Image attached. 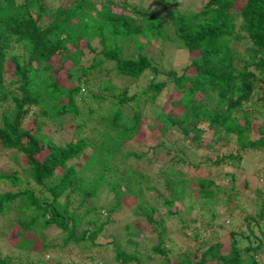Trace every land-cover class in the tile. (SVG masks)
I'll list each match as a JSON object with an SVG mask.
<instances>
[{
  "label": "trees",
  "instance_id": "trees-1",
  "mask_svg": "<svg viewBox=\"0 0 264 264\" xmlns=\"http://www.w3.org/2000/svg\"><path fill=\"white\" fill-rule=\"evenodd\" d=\"M54 1L0 0V152L8 151L18 167L0 171V181L11 185L0 190V219L12 209L6 219L18 248L16 254L0 253V264H63L50 257L55 247L69 255L108 244L116 246L112 257L119 264H148L117 242L97 239L123 198H136L132 185L143 176L132 166H156L170 189L161 202L165 216L179 217L176 202L185 204L180 197L185 183L206 200L221 189L210 177L186 176L183 167L202 162L190 159L193 152L203 158V150L235 139L232 152L203 159L237 166L248 153L264 150V0H153L164 13L130 0ZM156 38L186 48L179 69H165L146 53ZM169 82L172 91L161 104L159 95ZM146 103L149 111L143 113L140 106ZM53 123L71 125L74 137L53 141L44 131ZM175 133L184 142L175 159L169 156L172 163L152 160L148 155L155 148L170 155L165 140ZM140 134L155 142L143 149ZM115 160L127 167L126 178L115 176L120 169L114 168ZM257 175L264 181V170ZM230 185L226 203L237 199ZM104 188L115 200L101 217L95 201ZM142 189L157 195L153 186ZM137 207L144 208L146 230L155 234L151 250L168 264L257 263L264 197L254 215L244 216L245 228L230 232L227 252L213 236L191 257L179 259L167 256L170 237L163 218L154 219L147 203ZM83 219L85 226L78 230ZM50 226L59 230L60 243L46 242L43 231Z\"/></svg>",
  "mask_w": 264,
  "mask_h": 264
},
{
  "label": "rangeland",
  "instance_id": "rangeland-1",
  "mask_svg": "<svg viewBox=\"0 0 264 264\" xmlns=\"http://www.w3.org/2000/svg\"><path fill=\"white\" fill-rule=\"evenodd\" d=\"M133 3L138 4L142 8L151 7L155 12L162 11V5H156L153 0H130ZM194 1V0H192ZM197 1V0H196ZM54 2H57L54 1ZM59 2V0H58ZM171 8L173 6L170 5ZM179 8V7H177ZM158 12V13H159ZM164 13V11H162ZM161 12V13H162ZM147 54H149L155 63L163 68L174 67L179 69L183 63L186 62L187 51L183 46L181 47L179 43L170 44L168 41H164L160 38L152 39L147 47L145 48ZM88 56H86V59ZM147 74V73H146ZM147 82L146 78L142 80V86ZM141 87V86H140ZM139 88L138 86L135 89ZM171 83L169 82L167 86L162 90L159 95V102L165 103L168 100L169 94L171 93ZM133 90V89H132ZM143 106V105H142ZM141 107L143 113L148 112V104L146 103L145 107ZM178 110H182L177 108ZM264 111V109H263ZM157 112V110H156ZM155 113V112H154ZM264 116V115H263ZM199 126H205L204 122H200ZM44 131L57 143H62L69 139H72L73 130L72 126L69 125L66 128H60L57 124H50L44 126ZM89 135L92 136L91 133ZM176 140L175 145H171V139ZM96 139V137H95ZM137 141L143 145L153 144L155 141L153 138L147 135H138ZM163 139V138H162ZM184 139L182 140L175 133L173 137L165 140V147L170 150V155H161L158 149H154L155 153L149 154L152 160H157V158L168 161L171 160L169 156L173 155L175 159V153L179 150V147L183 145ZM215 142H218L215 140ZM185 144V143H184ZM237 148L235 139H231L223 147L218 149H206L202 151L203 158L209 157V159L214 160L216 153L220 151V154H228ZM215 149L217 151H215ZM179 152V151H178ZM218 153V154H219ZM201 156V155H200ZM194 157V161H202L197 168H192L187 166L186 176L188 178L196 177L197 175H204L210 177L214 181L218 182L221 189L216 192L214 199L206 200L203 198L196 197L192 186L190 183H185L183 191L180 193V197L185 204H182L181 201L176 202V206L179 211V217L165 216V209L162 207L161 202L169 196V188L163 182L165 178L162 173H160L155 165H149L145 163H140V166H132L131 169H135L138 172V176L142 177L143 180L138 182L134 181L132 185L134 188V195L125 196L121 201V204L117 209H114L110 213V221H108L103 230L97 238L100 242H109L110 240L119 243L124 247V250L131 254L139 256L142 262L148 264H168L167 261L163 260L162 254L154 253L151 250V244L155 243V234L151 231L146 230V219L143 215L144 208H139L137 206H143L144 203L151 205L154 209L153 218L159 219L163 218V225L167 228L168 236L170 237V242L167 243V246L170 247V251L167 253V256L179 259L183 255L188 254L190 257L193 255V250L196 247H199L200 243L206 239L212 238L213 236L217 237L222 246L220 248L221 252H227L229 250V235L232 230H241L245 228L244 216L247 214L254 215L255 209L259 206V203L262 202L264 197V181L262 178L258 177V173L264 170V150L259 152H250L248 153L247 160L243 159L242 165H233L226 162H222L218 165H215L211 162L205 161L203 158L199 157V152H193L190 156V159ZM113 162L114 168L119 166L120 169H115L114 173L116 177L126 178L129 173L123 172L127 170V167H123L121 162ZM160 161V160H159ZM175 165V164H174ZM17 168V165L9 159V152L4 151L0 152V171L6 170L7 168ZM235 174V180L229 182V176L231 173ZM144 174V175H143ZM142 175V176H141ZM144 176H149L147 179ZM244 179L246 180V185H244ZM120 181L121 179L118 178ZM123 182V181H122ZM230 184H233L237 192V199H231L232 203H226V197L229 196ZM11 187V185H5L0 181V190ZM145 186H153L156 188L157 195H153L149 190L139 188ZM163 186L165 189H163ZM259 187H262L261 189ZM260 189V191H259ZM121 192L124 195L123 186L121 187ZM235 195V196H236ZM191 198H188V197ZM133 198V199H132ZM113 192H107L104 188L103 192L98 196L97 201H95V206H100V216L105 217V208L110 206L114 202ZM11 203L10 205H12ZM103 205V206H102ZM105 207V208H104ZM212 207V209H211ZM212 210V212H211ZM12 209L6 212L5 216L12 215ZM6 217V218H7ZM0 219V253L1 254H16L18 248L15 246V237L10 233V226L7 219ZM264 219H258L259 226L261 227L262 232H264ZM9 226V227H8ZM85 226V219L81 221V224L78 228L80 230ZM12 227V226H11ZM254 232L259 236L261 234L260 229H257L256 225L253 226ZM59 230L53 226L47 227L43 233L45 234L46 242L52 244L60 243L61 234L58 233ZM197 235V236H196ZM129 238L132 243L126 241ZM97 240V241H98ZM262 247L258 249L257 255L254 257L256 259V264H264V237H262ZM113 246L115 245L108 244V246H92L88 249H83L81 251L74 249V251L68 255L64 250H59L58 247H55L50 252V257L58 259L63 264H113L115 261L112 257L113 255ZM199 256L200 252L195 253ZM45 254L44 258H47ZM71 257L72 259H70ZM23 262L27 259L25 255L21 256ZM71 260V263L70 261ZM104 260L105 262H102ZM135 261H131L127 264H134ZM214 263V261H213ZM95 264V263H94ZM115 264H119L115 261Z\"/></svg>",
  "mask_w": 264,
  "mask_h": 264
}]
</instances>
